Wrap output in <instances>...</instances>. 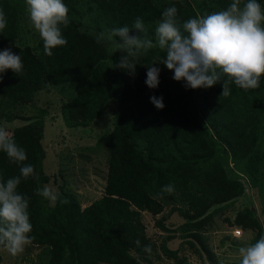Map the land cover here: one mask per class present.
I'll return each mask as SVG.
<instances>
[{
    "label": "rangeland",
    "instance_id": "obj_1",
    "mask_svg": "<svg viewBox=\"0 0 264 264\" xmlns=\"http://www.w3.org/2000/svg\"><path fill=\"white\" fill-rule=\"evenodd\" d=\"M6 1L16 10L13 18L14 44L20 49L29 47L34 56L45 63L49 56L44 53L43 41L38 32L29 28L26 0ZM147 1L151 7L161 3L167 8L175 6L178 12L185 9L190 18L226 9L220 0ZM63 2L68 8L69 23L80 25L83 33L96 38L101 32L119 28L107 13V0ZM244 3L241 2V7ZM261 6L264 9V1ZM11 13L9 10V16ZM146 30L152 33V36L146 33L148 38L155 40V29ZM130 35L142 34L134 30ZM103 44L108 50V66L105 71L114 74L117 70L114 63L116 65V60L120 61L125 53L115 52L111 45ZM153 52L163 51L153 48L138 58L146 60L156 55ZM122 71L129 78L132 77L125 70ZM170 75L173 77L174 73L171 71ZM53 80L49 79L48 85L23 101L11 102L0 98V118L6 116L13 120L7 122L2 119L0 126H4L13 135L17 128L30 123L29 119L43 121L42 168L47 176L46 185L57 196V200L49 201V205L54 207L58 199H63V208L69 203L67 195H72L82 211L105 195L111 149L108 136L117 131L124 133L126 122L130 119H125L118 100L109 99L108 102H102L106 107L104 114L88 121L90 113L87 105L99 104V97L96 101L88 98V95L93 94L90 86ZM185 83L179 82L176 91L186 94L188 107L195 108L199 113L196 121L201 124L206 140L205 146H201V153L203 150L204 153H191L192 157L175 154L165 166L188 167L185 171L181 168L182 176L188 180L186 182L182 179L188 195L182 200H173L167 196L162 211L157 215L147 210L140 211L141 227L138 231L120 234L123 240L120 246L125 243L121 248L125 263L99 264H240L239 248L255 243L264 235V161L257 164L256 171L259 174L256 179L260 182L255 184L244 169L246 161L243 158L237 160L231 155L226 145L234 143L229 134L224 132L229 128L228 123L234 121L235 125L243 121L237 128L244 132L243 143L244 147L249 148L248 154L264 149V77H261L256 89L245 91L234 84L230 85L228 96H222V83H217L213 92L207 95L209 101L204 99L208 88L190 89L185 87ZM204 108L210 110L205 115L202 113ZM83 113L86 119H81ZM128 114L132 116L136 111L132 109ZM255 118L257 122H254ZM229 129L233 131V128ZM249 132L253 134L251 137H248ZM128 142L147 159L146 142L138 138H130ZM208 142L214 153L209 152ZM238 147L240 145L237 144ZM238 150L244 151L243 148ZM227 181L235 184L228 186ZM174 194L180 196L175 188ZM113 237L117 239V235ZM146 247H150V251H146ZM74 255L75 252L70 255L72 260L69 263L80 264ZM0 264L59 263L54 259L49 245L29 243L16 256L0 247Z\"/></svg>",
    "mask_w": 264,
    "mask_h": 264
},
{
    "label": "trees",
    "instance_id": "obj_2",
    "mask_svg": "<svg viewBox=\"0 0 264 264\" xmlns=\"http://www.w3.org/2000/svg\"><path fill=\"white\" fill-rule=\"evenodd\" d=\"M220 1L226 9L233 2ZM263 1L257 0L260 4ZM107 8L109 17L119 27L131 28L135 19L140 17L146 29H155L163 11L167 9L161 3L151 7L147 0H107ZM0 9L4 11L7 20L6 27L0 32V51L11 48L15 54L21 56L24 66L19 76L11 70L2 74L1 99L11 102L23 101L48 85L49 79H54L52 82L89 85L93 94L88 95V98L96 101L99 97V104L87 105L90 113L88 121L104 114L106 107L102 102H108L109 99L118 100L125 119H130L126 122L124 133L117 131L108 136L111 149L105 195L82 211L79 210L72 195H67L69 203L61 208L63 199H58L56 205L51 207L47 199L35 194L37 188H43L47 184V176L42 168L43 121L29 119L30 123L14 131L13 139L26 151L27 160L23 164L32 165L36 176L39 177L38 180L32 177L26 181L22 179L17 189L19 193L29 198L28 211L30 223L33 225L30 233L31 244L49 245L54 259L59 264L69 263L72 260L70 255L74 252V257L80 264L125 263L121 256V248L125 243L120 246L123 243L120 234L138 231L137 229L141 227L139 212L147 210L157 215L162 211L167 196L173 200H182L188 195L182 179L186 182L188 180L181 172L188 167L165 164L175 154L187 157L186 155L190 156L191 153H201V146H205L206 140L202 134L201 124L196 121L199 113L195 108L188 107L186 94L176 91L179 82L172 78L171 71L165 65H154L161 69L158 88L150 89L146 85V65L151 64L157 57L165 58L164 51L153 52L156 55L146 60L137 58L139 63L136 65L135 75L131 78L118 67L114 74H108L105 71L108 66L106 46L103 43L98 44L94 36L81 32L80 25L74 26L69 23L66 28L61 26L67 44L53 49V55L49 56L45 63H41L29 47L20 49L14 44L13 18L16 10L13 6L6 0H0ZM9 10L12 11L11 16L8 14ZM189 19V12L180 9L177 14L178 22L182 24ZM146 33L152 36L151 32ZM116 62L118 65L120 61ZM213 87L207 89L209 91L204 95V99L209 101L207 95L210 91L213 92ZM152 96L163 97L165 107L162 110H158L151 103ZM200 108L203 109V106ZM132 109L136 111V114H131L134 119L128 114ZM204 109L202 112L204 115L210 111ZM204 115L203 117H206ZM2 119L7 122L13 121L6 116L0 118V121ZM81 119H86L85 113ZM233 122L227 124L233 131L226 128L224 132L229 134L234 145L226 146L234 158H243L246 161L244 169L251 181L257 184L260 181L256 179L259 174L256 167L261 160L264 161V149L249 155V148L244 147L243 143L244 132L237 128L243 121L235 125ZM254 122H257L256 118ZM252 135V132H249L248 137ZM130 138L146 142L147 159L130 145L128 142ZM237 144L240 147L237 148ZM240 148L244 151L239 152ZM208 149L214 153L209 142ZM203 153L204 150L201 154ZM20 167L21 165L11 163L7 154L0 151V183H6L9 178L19 176ZM168 184H173L175 190L180 192V196L176 197L174 191L172 194H161L162 188ZM226 184L232 186L235 183L227 181ZM258 226L262 227L260 224ZM115 235L117 239L113 237ZM78 252L82 254L79 255Z\"/></svg>",
    "mask_w": 264,
    "mask_h": 264
},
{
    "label": "clouds",
    "instance_id": "obj_3",
    "mask_svg": "<svg viewBox=\"0 0 264 264\" xmlns=\"http://www.w3.org/2000/svg\"><path fill=\"white\" fill-rule=\"evenodd\" d=\"M29 28H34L43 41L44 53L53 55V49L65 46L67 40L61 26L69 24L68 8L63 0H26ZM178 10L170 6L162 13L155 28V40L148 38L143 20L137 17L131 28L123 26L101 32L96 42L111 45L115 52L125 53L114 67L135 75L138 57L150 49L158 48L166 53L147 64L146 85L150 89L159 86L163 64L174 73L177 82H186L190 89L211 88L222 83V96L230 95V85L245 91L256 89L264 77V9L257 0H233L226 10L214 12L180 24ZM6 15L0 9V32L6 27ZM142 35H130L132 30ZM118 38V39H117ZM18 47V45H16ZM21 56L11 48L0 51V81L2 74L11 70L18 75L23 71ZM151 103L162 110L163 97L152 96ZM206 126V125H205ZM0 151L7 154L13 164L21 165L20 175L0 183V247L16 256L31 243L33 225L30 223L29 198L18 192L21 180L39 179L27 160L25 149L18 146L10 131L0 126ZM174 185H165L161 194H172ZM36 195L55 202L57 196L47 185L37 188ZM240 235L239 232L236 233ZM150 251V247L145 248ZM240 264H264V235L253 244L239 248Z\"/></svg>",
    "mask_w": 264,
    "mask_h": 264
}]
</instances>
